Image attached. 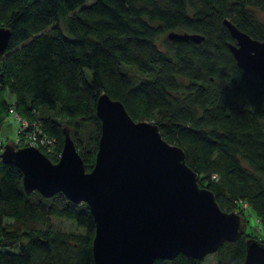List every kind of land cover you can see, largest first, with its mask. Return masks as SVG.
<instances>
[{
  "label": "trees",
  "instance_id": "trees-1",
  "mask_svg": "<svg viewBox=\"0 0 264 264\" xmlns=\"http://www.w3.org/2000/svg\"><path fill=\"white\" fill-rule=\"evenodd\" d=\"M224 18L264 36V0H0V25L9 29L0 52V121L12 105L54 138L51 153L60 151L65 125L89 169L99 135L95 101L104 91L183 149L221 209L245 224L247 206L264 227V78L235 63ZM169 30L203 38L167 37ZM51 216L81 230L53 228ZM93 234L85 202L60 191L26 193L20 169L0 161V264H94ZM247 236L243 227L223 240L211 252L215 264H239ZM202 258L177 253L151 264Z\"/></svg>",
  "mask_w": 264,
  "mask_h": 264
},
{
  "label": "water",
  "instance_id": "water-1",
  "mask_svg": "<svg viewBox=\"0 0 264 264\" xmlns=\"http://www.w3.org/2000/svg\"><path fill=\"white\" fill-rule=\"evenodd\" d=\"M223 23L234 39L228 48L235 63L264 78V36L252 37L228 18ZM8 35L9 29L0 25V52ZM166 36L203 38L176 30ZM95 113L99 135L89 169L65 125L56 160L31 145L6 142L0 151V161L20 169L26 193L60 191L75 203H86L94 221V264H151L177 253L201 259L243 232L242 215L221 209L213 191L198 185L183 149L164 139L156 123L132 118L119 99L104 91L96 98ZM239 264H264V241L245 237Z\"/></svg>",
  "mask_w": 264,
  "mask_h": 264
},
{
  "label": "rangeland",
  "instance_id": "rangeland-1",
  "mask_svg": "<svg viewBox=\"0 0 264 264\" xmlns=\"http://www.w3.org/2000/svg\"><path fill=\"white\" fill-rule=\"evenodd\" d=\"M254 13L261 18V12L257 9H254ZM177 31V30H176ZM160 39L159 37L156 41L157 45L160 46ZM86 73L89 74V70L87 68H84ZM236 100L240 104H244L245 100L243 98V95H237ZM16 123L13 120V118L10 115H7L6 120L4 124L0 127V132L7 136V140H10L14 136ZM55 152L50 151V154H54ZM244 208V217H245V224L244 228L247 231V234L249 236L257 237L258 239L264 241V227L259 222L258 218L254 215V213L251 211V209L247 206ZM50 223L53 228L57 229H64V230H77L80 231L81 227L77 226L71 219L65 218V217H59V216H51L50 217ZM202 264H215L214 256L212 253H207L202 258Z\"/></svg>",
  "mask_w": 264,
  "mask_h": 264
},
{
  "label": "built area",
  "instance_id": "built-area-1",
  "mask_svg": "<svg viewBox=\"0 0 264 264\" xmlns=\"http://www.w3.org/2000/svg\"><path fill=\"white\" fill-rule=\"evenodd\" d=\"M8 115H10L16 123L14 136L12 139L7 140V136L0 132V151H2L6 142L11 143L15 147L31 145L38 149L44 148L49 152L52 150L54 138L42 133L37 121L28 120L27 118L20 116L13 109L12 105L8 107ZM6 117L7 116H5L4 120L0 121V127L4 124ZM59 152L54 153L56 158L59 156ZM212 176L214 175L212 174Z\"/></svg>",
  "mask_w": 264,
  "mask_h": 264
}]
</instances>
